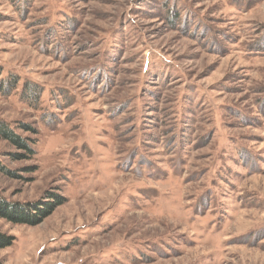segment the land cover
Listing matches in <instances>:
<instances>
[{
    "label": "rangeland",
    "instance_id": "rangeland-1",
    "mask_svg": "<svg viewBox=\"0 0 264 264\" xmlns=\"http://www.w3.org/2000/svg\"><path fill=\"white\" fill-rule=\"evenodd\" d=\"M0 121V264H264V0H0Z\"/></svg>",
    "mask_w": 264,
    "mask_h": 264
},
{
    "label": "trees",
    "instance_id": "trees-1",
    "mask_svg": "<svg viewBox=\"0 0 264 264\" xmlns=\"http://www.w3.org/2000/svg\"><path fill=\"white\" fill-rule=\"evenodd\" d=\"M0 135L17 148L24 149L29 155L33 154V149L27 141L14 133L3 121H0ZM14 156H24V154H14ZM63 201L59 195L49 192L39 199L24 202L9 200L0 194V218L16 224L36 225L50 215ZM11 243V236L0 233V248L9 246Z\"/></svg>",
    "mask_w": 264,
    "mask_h": 264
}]
</instances>
